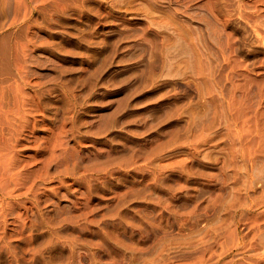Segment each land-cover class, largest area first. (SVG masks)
I'll return each mask as SVG.
<instances>
[{
    "label": "rangeland",
    "instance_id": "1",
    "mask_svg": "<svg viewBox=\"0 0 264 264\" xmlns=\"http://www.w3.org/2000/svg\"><path fill=\"white\" fill-rule=\"evenodd\" d=\"M0 264H264V0H0Z\"/></svg>",
    "mask_w": 264,
    "mask_h": 264
}]
</instances>
